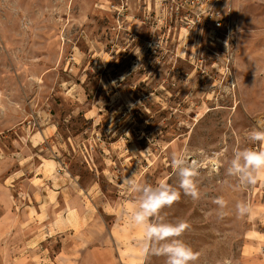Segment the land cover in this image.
<instances>
[{
    "label": "rangeland",
    "instance_id": "1",
    "mask_svg": "<svg viewBox=\"0 0 264 264\" xmlns=\"http://www.w3.org/2000/svg\"><path fill=\"white\" fill-rule=\"evenodd\" d=\"M129 2L119 16L117 0H0V264H51L64 242L80 243L68 256L82 264H166L145 257L143 228L130 222L137 201L121 181L178 185L174 150L202 162L200 198L182 193L162 218L190 224L180 239L200 253L196 264H250L240 252L256 226L235 205L259 196L256 185L234 190L226 169L235 151L261 147L247 134L264 116V3L234 0L227 49L207 31L185 38L155 0ZM48 127L34 151L82 198H68L63 234L49 230L54 179L27 150ZM214 152L220 167L209 175Z\"/></svg>",
    "mask_w": 264,
    "mask_h": 264
},
{
    "label": "clouds",
    "instance_id": "2",
    "mask_svg": "<svg viewBox=\"0 0 264 264\" xmlns=\"http://www.w3.org/2000/svg\"><path fill=\"white\" fill-rule=\"evenodd\" d=\"M233 84L226 85L225 91ZM247 139L253 145L264 146V118L256 119ZM221 156L222 153L214 152L208 157L211 165L207 169L209 175L220 167ZM170 167L179 178L176 186L166 181L154 185L140 183L135 179V173L122 178V185L135 195L137 201L130 222L143 228L142 251L145 257H164L166 264H196L200 253L180 239L190 228V224L182 220L166 222L161 212L179 201L182 193L193 200L200 198L198 177L202 174L203 165L199 159L174 150L170 155ZM226 176L234 179L231 184L234 190L242 191L255 186L264 177V147H245L235 151L226 169ZM213 203L218 207V217L223 219L228 202L223 197H218ZM235 209L239 218L250 215L252 211L250 203L245 200L238 201Z\"/></svg>",
    "mask_w": 264,
    "mask_h": 264
},
{
    "label": "crops",
    "instance_id": "3",
    "mask_svg": "<svg viewBox=\"0 0 264 264\" xmlns=\"http://www.w3.org/2000/svg\"><path fill=\"white\" fill-rule=\"evenodd\" d=\"M256 2L264 3V0H255ZM47 133H49L47 135ZM53 130L50 128H46L40 134V139L37 135H30L28 138L29 146L27 145V150L30 151L31 154L35 153L38 156V153L34 151V149L40 150V146L43 141L51 136ZM33 142V143H32ZM32 143V144H30ZM264 147V146H261ZM22 149V147H21ZM32 150V151H31ZM15 155H18L17 151H15ZM27 153V151H25ZM27 154L24 151H21V156L24 158ZM39 157L40 168L43 172L44 168L50 173L44 175L45 178L50 179L52 176L54 179L53 183H50L48 186V191H46V199L48 200V207L50 206L49 213L62 215L59 218H54L53 223L49 226V230L55 234H63L66 231L64 216H65V207L67 206L68 198L73 195L76 197L75 201H82V198L79 194H77L76 190L73 187V182L71 179L65 177L61 171L57 169V162L52 158H45L41 155ZM8 159V158H7ZM29 161V160H26ZM24 164L27 162H23ZM51 178V179H52ZM41 190V189H40ZM255 194L259 196V200L252 205L251 211V221L255 224V229L250 230L247 234L243 247L241 248L240 255L242 259L248 260L250 264H264V177L256 184ZM75 209L76 206H74ZM53 212H52V211ZM64 210V211H63ZM62 211V212H61ZM59 212V213H58ZM76 247L69 248V244L64 242L60 249L54 253L53 257L50 258L51 264H82L81 258H73V256H68L70 250H74V248L79 249L80 243L76 242ZM116 244V242H114ZM101 249L109 256V258L114 257L112 253L111 247L103 246ZM93 261L91 264H102V259L100 257H93ZM113 259V258H112ZM110 264H116L114 261H111ZM129 264V263H126Z\"/></svg>",
    "mask_w": 264,
    "mask_h": 264
},
{
    "label": "built area",
    "instance_id": "4",
    "mask_svg": "<svg viewBox=\"0 0 264 264\" xmlns=\"http://www.w3.org/2000/svg\"><path fill=\"white\" fill-rule=\"evenodd\" d=\"M129 1L117 0L113 7L119 16L128 9ZM155 3L163 9L166 18L178 24L185 38H197L198 30L207 31L211 40L223 41L225 48H231L236 26L234 0H155Z\"/></svg>",
    "mask_w": 264,
    "mask_h": 264
}]
</instances>
